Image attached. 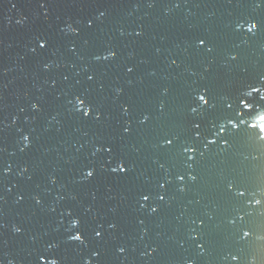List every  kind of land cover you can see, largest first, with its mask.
Listing matches in <instances>:
<instances>
[{
  "label": "water",
  "instance_id": "1",
  "mask_svg": "<svg viewBox=\"0 0 264 264\" xmlns=\"http://www.w3.org/2000/svg\"><path fill=\"white\" fill-rule=\"evenodd\" d=\"M250 19L259 21L255 35L247 33ZM38 37L48 40L43 50ZM197 37L214 51L197 48ZM109 51L115 57L103 59ZM261 75L264 5L255 0H0V169H7L0 174V264H37L40 254L60 264H264L258 129L227 150H204L209 113L190 110L205 87L217 113L226 100L236 108ZM77 95L95 105L99 120L76 111ZM143 115L149 120L141 124ZM194 122L202 125L199 139ZM165 136L176 142L162 147ZM187 144L198 149L193 160ZM101 145H111V155L96 153ZM117 156L131 166L127 174L108 170ZM88 167L96 174L85 180ZM229 181L245 196L228 192ZM142 193L152 194L144 207ZM256 199L261 205L249 203ZM73 217L83 243L68 239ZM242 228L252 235L241 239ZM52 242L58 247L47 248Z\"/></svg>",
  "mask_w": 264,
  "mask_h": 264
},
{
  "label": "snow or ice",
  "instance_id": "2",
  "mask_svg": "<svg viewBox=\"0 0 264 264\" xmlns=\"http://www.w3.org/2000/svg\"><path fill=\"white\" fill-rule=\"evenodd\" d=\"M256 6L260 7L264 5V0H255ZM43 7V4L41 5ZM103 15V13H101ZM92 21H89V26H91ZM247 25V33H250L252 35H255L259 31V21L256 20H248L246 22ZM236 29H240L244 27L243 24L237 23ZM73 32H76V29H72ZM137 35H140L141 33L137 32ZM197 48H202L208 53H212L214 51V45L211 44L206 37H197L196 39ZM48 46V40L43 37L37 38V47L41 50L45 49ZM35 51V49H33ZM116 53L114 51H109L107 55L103 56V59L107 60L109 58H114ZM96 59H101L100 56H97ZM232 60H236V55H231ZM175 60H173V64H175ZM128 71H133L132 68H128ZM88 80L94 79L93 75H89ZM260 85H249V91L244 92L237 101V107L234 108L233 103L225 101V109L223 113H217L216 112V105L212 103V97L209 95L208 89L205 87L202 91H198L195 93V98L198 101V105L196 107H191V112L196 113L199 110H204L205 112L209 113V115L206 117L209 125H211L210 129V137H205L206 143L203 145L204 150H208L211 146L220 145L225 150L228 148H231L234 143L238 142L243 135H251L253 133H249L248 130H257L256 133H254L257 136V139L260 142H264V75H261L260 78ZM257 94L258 99L253 98V94ZM75 104L74 107L77 112H79L83 118H89L90 116L96 120L100 119L101 113L95 108V105L92 104L90 101H88L86 96H79L77 95L75 97ZM38 106L33 105V108L36 109ZM122 109L125 113L128 112V107L122 106ZM246 116H251L252 118L246 119ZM149 120L148 115H143L140 119V123L144 124ZM246 125V128L243 127ZM202 125L200 122H194L193 123V135L195 139H199L201 136V129ZM123 132L127 134L130 132L129 127H124ZM177 137L176 136H165L161 146L162 147H170L176 142ZM23 141L25 144V147L30 146V137L28 135L23 136ZM197 147L194 146V144H187L184 147V153L187 156L188 160L195 159V153L197 152ZM106 152L109 155L113 152V147L111 145H101L96 149V153L99 152ZM96 153H93L95 155ZM201 155H203V152H201ZM108 164V170L113 174H127L129 171H131V166L128 164L127 160H125L123 157H113L112 159L107 160ZM115 164V166H113ZM160 167H163L161 164ZM7 169H0V174H3L6 172ZM96 174L95 167H88L84 170V179L88 180L91 179ZM191 180L195 181L197 178L195 175L190 176ZM177 179L179 181H184L185 176L182 174H178ZM159 187L161 189L165 188V183H160ZM227 191L232 192L235 190V193L238 197H244L245 191L240 189H235V185L233 182L229 181L226 185ZM183 187L180 188V191H183ZM151 193H142L141 194V207H144L145 204L143 202H147L151 199ZM158 198L160 201L165 200V195L160 194L158 195ZM23 199V197H21ZM36 203L39 204L40 200L37 199ZM249 203H252L254 206L261 205L262 201L260 199H256L253 201H250ZM158 207L150 206V211L152 213H156L158 211ZM71 216V212L68 213ZM240 221L244 220V217L241 215L238 217ZM235 220H231L230 223L235 224ZM73 234L68 237L70 241H76L83 243L84 238L80 231V225L81 221L77 217H73L70 221ZM142 223V222H141ZM201 225L203 224V221H200ZM110 228H115V224H110ZM16 232L22 231L21 228L17 227L15 228ZM252 235L251 230H247L242 228L241 229V239H246L249 236ZM96 237H101L102 232L100 230L95 231ZM195 238V237H194ZM58 245L55 242L49 243L47 245V248L53 249L57 248ZM197 247L201 250L204 248L203 243H198ZM120 252H123L124 249L120 248ZM98 252H93L92 256H98ZM233 261H238L239 257L236 255H233L232 257ZM37 264H60V260L54 256V255H48L45 256L44 254H40L37 257ZM84 264H90L88 260H85ZM191 264V262H189Z\"/></svg>",
  "mask_w": 264,
  "mask_h": 264
}]
</instances>
